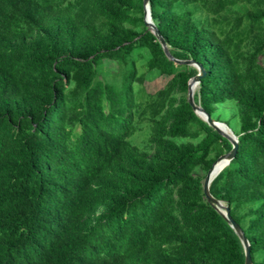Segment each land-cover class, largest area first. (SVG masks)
Masks as SVG:
<instances>
[{
  "label": "trees",
  "instance_id": "obj_1",
  "mask_svg": "<svg viewBox=\"0 0 264 264\" xmlns=\"http://www.w3.org/2000/svg\"><path fill=\"white\" fill-rule=\"evenodd\" d=\"M143 1L0 0V264H245L203 192L232 144L188 103L198 70L166 56ZM149 5L172 56L205 69L195 102L218 122L235 107L210 192L264 264V0Z\"/></svg>",
  "mask_w": 264,
  "mask_h": 264
},
{
  "label": "water",
  "instance_id": "obj_2",
  "mask_svg": "<svg viewBox=\"0 0 264 264\" xmlns=\"http://www.w3.org/2000/svg\"><path fill=\"white\" fill-rule=\"evenodd\" d=\"M144 16H145V24L146 26L151 30V32L156 36L158 41L160 42L164 53L166 56L174 61L176 64H184L188 66H193L198 70V74L192 78L189 82V88H188V103L194 110V112L206 123L209 124L214 130H216L220 135H222L224 138L229 140V142L232 144V150L220 156L216 162L213 164V167L207 172L205 175L204 181H203V192L206 201L216 210L218 211L230 224V226L233 228V230L236 232L238 237L240 238L242 245L245 250V257H246V262L245 264H253L252 257H251V252H250V243L248 239L245 236V233L243 232L242 228L239 226V224L232 218L231 216V210L228 204L225 202L216 199L213 197V195L210 192V186L212 182L215 180V178L222 172V170L230 164V162L235 158L236 153L238 151L239 147V142H238V137L234 134L233 130L229 128V126L225 123L215 121L212 119V117L199 105L195 102L194 95L195 92L191 90V86L195 84L197 88L199 87V84L202 80V78L205 75V69L203 68L202 65L198 64L194 60H178L172 56L170 53L169 47L167 46L164 38L162 37L161 33L159 32L157 26L154 24L151 16V10H150V5H149V0H144ZM219 125H223L225 128L231 131L233 134L232 136L223 132ZM217 164H222V169L218 172L215 173L214 167Z\"/></svg>",
  "mask_w": 264,
  "mask_h": 264
},
{
  "label": "rangeland",
  "instance_id": "obj_3",
  "mask_svg": "<svg viewBox=\"0 0 264 264\" xmlns=\"http://www.w3.org/2000/svg\"><path fill=\"white\" fill-rule=\"evenodd\" d=\"M261 62L264 65V58H262ZM106 65L107 67L112 68L113 70H116L115 63L106 61ZM168 80L169 78L166 76L159 77L152 82H147L146 88L148 92L155 93L156 91L161 89L168 82ZM235 114H236L235 107L233 104L230 103V104L222 105L219 107L218 112L216 114V118L220 117V120H221L220 122L222 123L230 122L229 123L230 127L233 130L234 134L236 135V133L239 130V123H238V120L234 116ZM199 173L203 174L202 172H199Z\"/></svg>",
  "mask_w": 264,
  "mask_h": 264
},
{
  "label": "bare ground",
  "instance_id": "obj_4",
  "mask_svg": "<svg viewBox=\"0 0 264 264\" xmlns=\"http://www.w3.org/2000/svg\"><path fill=\"white\" fill-rule=\"evenodd\" d=\"M196 89H197V86L195 85V84H193L192 86H191V90L193 91V93L196 91ZM219 127L221 128V130L223 131V132H225V133H227V134H229V135H233L232 133H231V131L230 130H228L227 128H225L223 125H219ZM222 164H217L215 167H214V170H215V173H218L221 169H222Z\"/></svg>",
  "mask_w": 264,
  "mask_h": 264
}]
</instances>
